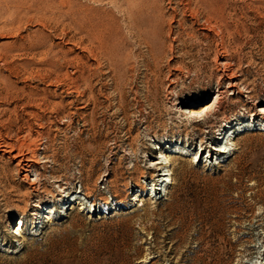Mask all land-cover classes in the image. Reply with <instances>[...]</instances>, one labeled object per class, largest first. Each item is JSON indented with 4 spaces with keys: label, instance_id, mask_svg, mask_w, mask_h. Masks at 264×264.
Instances as JSON below:
<instances>
[{
    "label": "rangeland",
    "instance_id": "374dc122",
    "mask_svg": "<svg viewBox=\"0 0 264 264\" xmlns=\"http://www.w3.org/2000/svg\"><path fill=\"white\" fill-rule=\"evenodd\" d=\"M262 106L264 0H0V264H262Z\"/></svg>",
    "mask_w": 264,
    "mask_h": 264
},
{
    "label": "bare ground",
    "instance_id": "6f19581e",
    "mask_svg": "<svg viewBox=\"0 0 264 264\" xmlns=\"http://www.w3.org/2000/svg\"><path fill=\"white\" fill-rule=\"evenodd\" d=\"M216 25V24H215ZM147 44V43H146ZM152 44V43H151ZM229 85L227 86V87H229V88H234V87H236V85H237V83H236V78L234 77V76H230L229 77ZM222 91H218L217 93H216V98H215V101H214V103H211V104H206V105H204L203 107H201L200 109H196V108H194V105L197 103V102H195L194 100H191V101H189V102H182L181 104L182 105H190V107L189 108H186L184 111L186 112V113H188V114H191V115H195V116H201V115H207L208 113H211V112H214L215 110H216V108H218L219 107V105H220V100H221V98H222ZM259 112L261 113L259 116L261 117V119H264V106H262V107H260V110H259ZM187 115V114H186ZM226 124H230L229 122H226ZM227 126H230V125H227ZM225 131H227V130H225ZM1 146V145H0ZM3 146V145H2ZM213 150H216V152L217 153H219L218 155H219V157L222 155V154H225V153H227L226 152V150L224 149V150H221L220 148L219 149H213ZM12 151V150H11ZM10 151V149L9 150H7V149H3L2 150V153H12ZM166 158V157H165ZM10 159H12L13 161H16L17 162V164L18 165H21V168L22 169H24V167H30V166H32L33 164H32V162H33V160H31V159H29V158H27L26 157V155H25V157H23V155H21V154H19V153H15V154H11L10 155ZM168 162V161H167ZM167 162H165V163H167ZM169 163V162H168ZM156 164H162V162H156ZM168 165V164H167ZM166 165V166H167ZM168 167V166H167ZM169 170V169H168ZM167 173V172H166ZM162 174V181H161V183L159 184V186H163L164 185V183L165 182H167L168 184L169 183H171V181H172V179H171V175H170V173H168V174ZM172 173V172H171ZM173 176V175H172ZM156 185H158V184H155V186ZM160 188V187H159ZM164 188V187H163ZM154 190H156V188L154 189ZM156 192V191H155ZM151 193V192H150ZM150 196H152V195H150ZM65 198V197H64ZM65 201V200H64ZM68 202V200L66 201V203ZM38 207H40V206H38ZM44 208V207H43ZM36 214V216H38V214L37 213H35ZM34 215V214H33ZM22 226H23V223L20 221L19 222V224H17V230L16 231H14L13 233L14 234H16V233H20V230L22 229ZM14 228V227H13ZM17 235V234H16ZM19 247V246H18ZM20 248V247H19ZM14 253H16V252H14ZM262 264H264V262L262 263Z\"/></svg>",
    "mask_w": 264,
    "mask_h": 264
}]
</instances>
